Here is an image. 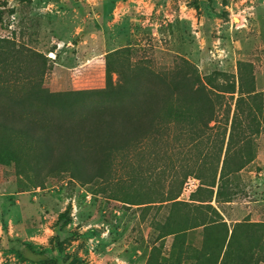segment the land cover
I'll return each mask as SVG.
<instances>
[{
  "label": "rangeland",
  "instance_id": "obj_1",
  "mask_svg": "<svg viewBox=\"0 0 264 264\" xmlns=\"http://www.w3.org/2000/svg\"><path fill=\"white\" fill-rule=\"evenodd\" d=\"M0 6V38L9 47L0 75L8 91L0 89V97L39 80L44 93L31 105L46 112L110 102L114 95L102 91L107 67L114 81L120 71L127 80L163 83L182 69L219 90L234 87L218 100L202 136L192 134L191 122L173 120L160 161L147 145L140 155L118 158L107 181L84 184L67 168L36 167L35 146L0 129V264H32L19 258L24 243L58 257L54 233L65 211V250L84 264H264V0H0ZM239 92L244 98L234 116ZM226 123L220 160L229 142V162L246 165L229 174V202L217 203L216 188L211 197L197 192L207 187L195 175L209 181ZM169 190L179 191L170 199Z\"/></svg>",
  "mask_w": 264,
  "mask_h": 264
},
{
  "label": "trees",
  "instance_id": "obj_2",
  "mask_svg": "<svg viewBox=\"0 0 264 264\" xmlns=\"http://www.w3.org/2000/svg\"><path fill=\"white\" fill-rule=\"evenodd\" d=\"M4 10L5 7L0 6V21ZM6 50H9L8 42L0 38V75L9 64L4 54ZM12 50L16 54L20 53L19 48L12 47ZM31 54L35 60L42 58L40 54ZM37 68L42 69L39 71L41 75L44 65L40 64ZM123 74L124 77L127 76L126 73ZM116 76L114 81L112 72L107 67L105 88L102 91L112 93L115 97L112 101L90 104L74 111L59 109L57 113L32 107V101L41 99L44 91L41 81H29L28 90L23 93L0 97V129L18 133L35 146L33 163L36 167H46L52 172L67 168L72 178L90 184L107 181L118 158L140 155L146 152L149 145L153 146L151 154L160 161L162 155L166 154L162 150L164 136L168 133V124L173 123V120L191 122L192 134L202 136L210 129L209 122L214 121L218 100L224 94L234 93L233 86L219 90L210 81L201 79L193 70H177L169 81L163 83L127 80L120 71ZM6 84L0 83V89L4 92L8 91ZM74 93L77 96L83 95L80 91ZM238 95L234 116L241 110L244 98L242 93L239 92ZM171 103L183 104L186 109L173 110ZM187 111H193L194 114L186 115L184 112ZM228 128L226 123L219 132L216 164L209 181L195 175L201 180V185L207 187H199L197 192H208L211 197L216 188L217 203L223 200L229 202V196L234 195L229 190V174L238 173L246 165L239 160L229 162V142L222 162L220 160ZM235 157L233 155L231 158ZM193 173L195 172L184 174L178 182V189ZM172 185L173 182L171 187ZM178 191L169 190L167 195L173 199ZM68 222L67 211L61 213L56 220L54 244L58 257L35 250L30 244L24 243L19 252L20 260L32 264H84L65 250V237L60 233L62 226Z\"/></svg>",
  "mask_w": 264,
  "mask_h": 264
},
{
  "label": "built area",
  "instance_id": "obj_3",
  "mask_svg": "<svg viewBox=\"0 0 264 264\" xmlns=\"http://www.w3.org/2000/svg\"><path fill=\"white\" fill-rule=\"evenodd\" d=\"M191 187H194V185L188 180V182L186 183V189L189 190L191 189Z\"/></svg>",
  "mask_w": 264,
  "mask_h": 264
},
{
  "label": "bare ground",
  "instance_id": "obj_4",
  "mask_svg": "<svg viewBox=\"0 0 264 264\" xmlns=\"http://www.w3.org/2000/svg\"><path fill=\"white\" fill-rule=\"evenodd\" d=\"M237 20V19H236Z\"/></svg>",
  "mask_w": 264,
  "mask_h": 264
}]
</instances>
